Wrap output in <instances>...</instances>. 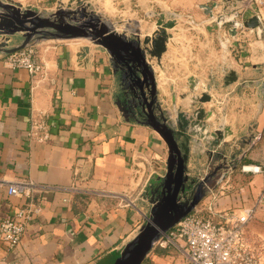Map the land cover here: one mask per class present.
<instances>
[{
	"label": "crops",
	"instance_id": "0c3cea01",
	"mask_svg": "<svg viewBox=\"0 0 264 264\" xmlns=\"http://www.w3.org/2000/svg\"><path fill=\"white\" fill-rule=\"evenodd\" d=\"M9 1L22 10L47 13L60 3L2 2ZM248 1L247 32L235 33L229 27L233 43L227 54L236 80L254 84L256 90L242 102L243 115L231 136L240 147L231 158L235 165L217 168L215 188L194 210L210 216L207 206L213 204L215 220L227 211L255 206L260 198L258 210L264 212V172L243 169L254 165L264 170V0ZM201 16L204 35L196 43L195 59L206 73L203 61L208 62L222 27ZM130 21L140 28L138 19ZM73 40L77 39L39 41L46 75L12 68L6 62L8 54L0 52V178L33 181L38 186L33 209L39 210L18 246L10 249L0 242V264H115L156 202L160 189L157 194L149 190L153 179L163 181L165 176L158 170L162 162H169L168 146L138 108L130 109L120 64L105 49L92 50ZM19 42L16 37L10 45ZM86 48L88 53L80 59ZM155 116L160 120L157 112ZM33 119L47 123L48 141L40 143L30 136ZM168 124L178 144L189 147L186 175L192 177L197 170L191 166L203 159L198 150L202 140L196 137L202 133L189 135L185 122ZM179 129L186 131L180 134ZM252 138L256 141L250 147ZM27 205L0 190V220ZM142 264L183 262L175 248L154 246Z\"/></svg>",
	"mask_w": 264,
	"mask_h": 264
},
{
	"label": "rangeland",
	"instance_id": "374dc122",
	"mask_svg": "<svg viewBox=\"0 0 264 264\" xmlns=\"http://www.w3.org/2000/svg\"><path fill=\"white\" fill-rule=\"evenodd\" d=\"M60 8L78 12L77 15L82 11L99 12L104 19L114 23L119 34H125L129 40L136 36L140 38L155 77L156 102L151 107L154 116L157 112L166 124L171 120L176 124L185 122L189 135L202 133L195 135L202 140L198 150L203 159L191 166L193 171L197 170L190 177L194 180V188L209 175L218 174L217 168L229 169L235 165L231 158L240 147L231 136L243 115L241 104L251 98L256 85L237 81L236 74L231 71L230 54L227 53L233 42L229 27L235 33L247 32L245 22L251 9L248 0H60ZM202 14L209 17L206 23L222 27L212 51L208 52V62L203 61V64L207 63L206 73L204 65L195 59L199 56L196 43L200 35H204L200 30L204 23ZM133 19L141 22L140 28L137 23H131ZM128 21L126 29L124 24ZM137 28L139 33L135 32ZM13 39L15 37L0 36L3 44H10ZM72 42L92 50H103L86 39ZM163 108L166 111H162ZM179 130L180 134L186 131ZM167 168L168 160H165L158 172L164 175ZM162 183L153 179L149 190H155L157 194ZM245 240L252 254L263 258L264 212L258 210L248 224Z\"/></svg>",
	"mask_w": 264,
	"mask_h": 264
},
{
	"label": "water",
	"instance_id": "95a60500",
	"mask_svg": "<svg viewBox=\"0 0 264 264\" xmlns=\"http://www.w3.org/2000/svg\"><path fill=\"white\" fill-rule=\"evenodd\" d=\"M77 13L61 8L53 13L22 10L19 4L0 0V36L20 39L14 47L0 40V52L12 54L40 40L86 39L105 49L114 62L122 61L117 68L121 71L123 88L130 97V109L141 111L147 124L162 137L169 149L168 168L156 202L139 234L125 246L115 262L142 264L161 235L191 214L204 196L215 188L219 174L209 175L196 188L194 180L186 175L189 147L178 144L175 132L164 123L165 119L155 118L151 108L156 102V83L140 38L136 36L129 40L125 34H119L114 23L104 19L99 12ZM135 32L139 33L138 28ZM86 53L88 48L78 57L82 59Z\"/></svg>",
	"mask_w": 264,
	"mask_h": 264
},
{
	"label": "built area",
	"instance_id": "2783aa9c",
	"mask_svg": "<svg viewBox=\"0 0 264 264\" xmlns=\"http://www.w3.org/2000/svg\"><path fill=\"white\" fill-rule=\"evenodd\" d=\"M39 45V41H36L20 51L8 54L7 64L12 68L25 69L32 76L46 75L47 66L40 59ZM30 136L40 143L48 141L50 132L47 123L42 119H33ZM255 141V138L250 140V147ZM243 169L250 173L264 172L261 167L254 165ZM3 189L8 196L24 199L28 203L13 215L0 220V242L13 249L20 244L32 215L39 211L33 209L38 186L29 180L0 178V190ZM261 202L262 198L255 206L240 212L227 211L221 214L220 220L214 219L216 213L213 204L207 206L210 216H204L194 209L172 230L162 234L155 247L175 248L183 264H264V256L256 258L245 240V229L255 217Z\"/></svg>",
	"mask_w": 264,
	"mask_h": 264
},
{
	"label": "flooded vegetation",
	"instance_id": "af4514ba",
	"mask_svg": "<svg viewBox=\"0 0 264 264\" xmlns=\"http://www.w3.org/2000/svg\"><path fill=\"white\" fill-rule=\"evenodd\" d=\"M117 63H119V64L121 65L122 61L119 59V60L117 61Z\"/></svg>",
	"mask_w": 264,
	"mask_h": 264
}]
</instances>
